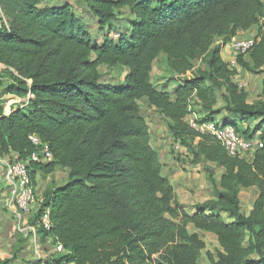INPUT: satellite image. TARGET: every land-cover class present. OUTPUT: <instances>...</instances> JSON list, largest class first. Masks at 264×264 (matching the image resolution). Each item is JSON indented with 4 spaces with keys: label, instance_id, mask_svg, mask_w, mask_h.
<instances>
[{
    "label": "trees",
    "instance_id": "trees-1",
    "mask_svg": "<svg viewBox=\"0 0 264 264\" xmlns=\"http://www.w3.org/2000/svg\"><path fill=\"white\" fill-rule=\"evenodd\" d=\"M59 1L0 0L7 18L0 17V65L13 78L5 94L33 95L7 116L0 98V158L26 160L37 150L30 137L37 136L53 159L30 165L34 186L38 170L68 171L67 182L43 194L32 218L36 226L50 208L52 228H38L37 235L66 252L39 264H199L205 243L189 225L217 237L221 251L209 254L210 264H264V102H248L249 94L233 80L239 70L214 47L217 37L228 41L258 26L264 0ZM82 6L102 29L125 9L133 19L125 35L95 42ZM256 41L248 54L251 65L238 59L253 75L264 73V25ZM161 56L178 82L173 93L152 81ZM199 59H206L207 77L186 80ZM103 66L127 68L124 84H102ZM216 89H225L234 119L221 126L263 144L249 160L230 157L214 137L200 135L187 122L195 106L201 109L196 114L205 115L202 122H216ZM143 100L170 122L176 140L200 138L198 155L224 169L217 200L193 215L180 208L162 174ZM255 122L254 129L243 126ZM2 180L9 191L3 174ZM254 187L259 198L245 216L239 193Z\"/></svg>",
    "mask_w": 264,
    "mask_h": 264
},
{
    "label": "rangeland",
    "instance_id": "rangeland-1",
    "mask_svg": "<svg viewBox=\"0 0 264 264\" xmlns=\"http://www.w3.org/2000/svg\"><path fill=\"white\" fill-rule=\"evenodd\" d=\"M64 2V1H59ZM81 16L85 15V7L80 9ZM119 16L111 22V25L100 28L97 21L90 17H85L88 30L94 34V41L101 42L105 38H116L117 36L125 35L129 29L130 20L133 17L130 11L125 9L121 11ZM0 17L7 21L4 13L0 8ZM132 18V19H131ZM264 25V18L260 24L254 27L249 32H240L235 38L224 41V37H217L214 41V47L221 48L222 59L230 64L234 58V52L231 44L234 40L242 41L253 38L259 32V28ZM224 47L225 50H223ZM246 60H250L247 56ZM238 63V62H237ZM239 66V63H238ZM3 69V68H2ZM240 73L235 80V83L240 88L244 89L251 98V103L261 102L264 98V74L253 75L239 66ZM208 67L206 59H199L194 61V68L187 75L186 80H194L195 78L207 77ZM101 83L112 86H120L124 84V80L129 74V70L123 67H106L100 68ZM152 81L158 89H165L173 93L175 85L178 84L176 77L171 74L167 68V62L164 56L159 57L154 65L151 74ZM12 77L9 73L1 70L0 73V98H8L5 94L7 88L12 86ZM173 86V87H172ZM218 104L215 110L218 111L214 116L217 124L221 125L224 122L227 111V100L225 98V89H216ZM8 95V96H7ZM5 96V97H4ZM1 100V99H0ZM260 100V101H259ZM1 102V101H0ZM142 110V115L146 120L151 132V145L157 151L160 161L163 165L162 174L169 179L180 204V208L184 209L189 215L197 212L202 205H207L209 202L216 201L218 194L222 191L220 186L222 168L215 163L206 161L203 157L198 155V143L200 138H181L176 140L171 129L170 122L167 121L157 109L150 107L145 100L139 102ZM17 106V105H16ZM15 106V107H16ZM196 113H200L199 107L193 109ZM198 116V117H197ZM204 114H196L189 116L187 121H199L204 118ZM220 116L219 118H217ZM231 117V115L229 116ZM258 122L250 123L248 126L254 129ZM256 135V131L253 132ZM259 136V135H258ZM253 153H249L244 158L251 159ZM0 158V263L9 261V264H39L41 261L50 259L52 256L61 254L54 246L51 248L50 241H41L40 235L34 237L27 230H18L16 217L8 209L7 203L10 193L8 188L5 189L2 180L4 172V163ZM222 170V171H221ZM68 171L58 167L51 174H44L38 170L36 174V190L39 199H42L43 194L50 188H57L63 186L67 182ZM259 198V189L254 187L250 189L240 190L239 200L241 211L245 216H249L254 210L255 203ZM40 204L32 209L26 220H23L24 227L32 226V218L39 212ZM227 221H230L227 214L223 215ZM32 220V221H31ZM189 232L191 234H198L205 243V249L202 250L199 259V264H210L208 256L212 254L216 257L217 253L221 251L217 237L207 232H201L189 225Z\"/></svg>",
    "mask_w": 264,
    "mask_h": 264
},
{
    "label": "built area",
    "instance_id": "built-area-1",
    "mask_svg": "<svg viewBox=\"0 0 264 264\" xmlns=\"http://www.w3.org/2000/svg\"><path fill=\"white\" fill-rule=\"evenodd\" d=\"M256 42V36L242 41L234 40L231 44L234 52V58L230 61V66L232 68H237L239 57L247 56L256 45ZM1 68L5 67L0 65V69ZM27 82L29 85L31 84V81ZM32 97L33 95L29 94L27 98L17 101V104H20L21 107H25L28 105L29 100ZM13 104H16V102L7 103L4 107L5 116L9 115L14 110L11 108ZM192 115H196V113L193 112L190 116ZM197 119L188 120L187 122L189 126L200 135H209L214 137L217 144L221 146L230 157H243L256 151L257 149L263 148L261 140H245L238 133H236L232 127H222L216 122L205 123L202 122L201 119L199 121H197ZM30 141L37 148V150L34 151L26 160L13 162H3L4 160H2V162L5 165L3 172L4 181L9 187L10 193L7 206L10 212L17 219L18 230H27L31 235L36 237L38 228H42L43 230L49 232L52 228V222L50 218L51 210L50 208H46L36 226L32 225L24 227L22 225L23 220H25V218L30 214L36 204L43 203V200L39 199L35 186L32 182L30 165L33 163L42 164L51 162L53 154L49 145L42 142L39 137L31 136ZM56 248L60 253L66 252L60 243L57 244Z\"/></svg>",
    "mask_w": 264,
    "mask_h": 264
},
{
    "label": "crops",
    "instance_id": "crops-1",
    "mask_svg": "<svg viewBox=\"0 0 264 264\" xmlns=\"http://www.w3.org/2000/svg\"><path fill=\"white\" fill-rule=\"evenodd\" d=\"M90 13H88V11L86 12V14L84 15V17H90ZM225 48H227V47H224L223 48V50H225ZM228 49V48H227ZM246 62L247 63H249L250 65H251V61L250 60H246ZM5 69L6 68H1L0 70H3L4 72H5ZM237 69L239 70V66L237 67ZM239 73H240V70H239ZM261 74H264V73H261ZM238 77V76H237ZM237 77H235V78H237ZM234 78V79H235ZM234 82H235V80H234ZM9 95V97L8 98H2V100H3V105H4V107L7 105V103H14V102H16V104H13L12 105V107L11 108H13L14 110L15 109H18L19 107H21V105L20 104H17V101H20V100H22L23 98H19V97H17L16 95H13V94H8ZM7 95V96H8ZM5 97V96H4ZM249 100H248V102L250 103V104H252L251 103V98H248ZM260 101V100H259ZM261 102H264V98H263V100H261ZM17 105V106H16ZM9 106V105H8ZM16 106V107H15ZM8 108V107H7ZM215 109V108H214ZM218 112V111H217ZM217 117V116H216ZM220 116H218L217 118H219ZM224 122H230V121H234V119L233 118H231V117H229V115L228 114H226V117H224ZM223 122V123H224ZM252 124V123H251ZM244 127H249L247 124H244L243 125ZM252 129V128H251ZM257 135H259V134H257ZM222 168V167H221ZM222 170H223V174H224V169L222 168ZM221 170V171H222ZM222 174V175H223ZM222 177V176H221ZM250 189V188H249ZM242 190H244V189H242Z\"/></svg>",
    "mask_w": 264,
    "mask_h": 264
}]
</instances>
